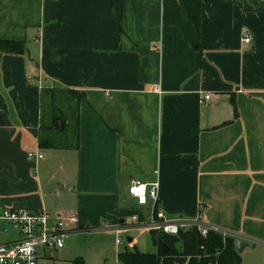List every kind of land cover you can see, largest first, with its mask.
I'll list each match as a JSON object with an SVG mask.
<instances>
[{"label": "crops", "instance_id": "obj_1", "mask_svg": "<svg viewBox=\"0 0 264 264\" xmlns=\"http://www.w3.org/2000/svg\"><path fill=\"white\" fill-rule=\"evenodd\" d=\"M0 40L25 45L0 51V210L67 234L201 217L264 264V0H0ZM46 87L83 94L73 146L39 143Z\"/></svg>", "mask_w": 264, "mask_h": 264}, {"label": "built area", "instance_id": "obj_2", "mask_svg": "<svg viewBox=\"0 0 264 264\" xmlns=\"http://www.w3.org/2000/svg\"><path fill=\"white\" fill-rule=\"evenodd\" d=\"M242 41L249 43L252 36L248 27L241 28ZM155 91L159 88L156 86ZM209 99V95H205ZM42 155L29 154V159ZM158 182L153 184L132 181L128 187V193L133 196L139 205H146L151 199L156 203L158 199ZM152 218L144 224L137 225L150 231H158L168 235H177L181 229L196 228L202 237L209 233H218L223 239L234 236L231 233L217 227L205 224L201 217L193 220H168L163 213L152 209ZM76 215L61 217L50 215L44 210L32 211L6 207L0 210V264H38L42 257L51 250L61 249L64 238L67 235L66 225L77 222ZM13 231V237L8 241L1 240L8 231ZM121 243L120 239L116 240Z\"/></svg>", "mask_w": 264, "mask_h": 264}, {"label": "trees", "instance_id": "obj_3", "mask_svg": "<svg viewBox=\"0 0 264 264\" xmlns=\"http://www.w3.org/2000/svg\"><path fill=\"white\" fill-rule=\"evenodd\" d=\"M0 51L7 54H22L25 45L18 41L0 40ZM42 94L49 99V125L41 128L52 131L54 136L40 137V145L51 148H67L75 144L78 131L77 117L72 111L73 101L75 109L83 98L81 92L65 88H43ZM64 107V108H62ZM71 109V111H69ZM58 120L64 122L63 130L54 127ZM68 127V128H67ZM63 137L61 141L60 137ZM70 136L72 144L67 142ZM61 137V138H62ZM154 244L158 246L156 253H142L134 249L118 253V261L122 264H240L241 257L235 248L233 237L223 239L218 233H209L202 237L196 228L181 229L177 235H168L158 231H151ZM162 239L168 246L169 251L161 253L158 239ZM74 264H84L78 257Z\"/></svg>", "mask_w": 264, "mask_h": 264}, {"label": "rangeland", "instance_id": "obj_4", "mask_svg": "<svg viewBox=\"0 0 264 264\" xmlns=\"http://www.w3.org/2000/svg\"><path fill=\"white\" fill-rule=\"evenodd\" d=\"M73 105L72 111L76 115L75 100L73 101ZM49 106V100L45 98L43 102L44 126L49 122ZM47 136L55 137L52 131L43 129L41 137L45 138ZM61 137V141L64 142L65 140L63 141V137ZM72 141L73 139L68 136L67 142L72 144ZM129 224H131V221L125 220L124 225ZM128 237L132 238V244L128 243ZM118 238L121 241L120 245L116 243V239ZM134 249L142 253H156L158 246L154 244L152 232L145 228L134 226L128 227V229H113L108 231H76L65 236L64 245L61 249L48 251L46 257L39 259L38 264H74L78 257L83 260L84 264H122L118 261V253Z\"/></svg>", "mask_w": 264, "mask_h": 264}, {"label": "water", "instance_id": "obj_5", "mask_svg": "<svg viewBox=\"0 0 264 264\" xmlns=\"http://www.w3.org/2000/svg\"><path fill=\"white\" fill-rule=\"evenodd\" d=\"M64 122L61 120H58L55 122L54 127L58 130H63L64 129ZM127 241L130 242L131 239L127 238ZM158 245H159V249L161 253H166L169 251V246L162 240V239H158ZM247 245V242L243 241V240H236L235 241V248L237 250L238 253H240L243 248Z\"/></svg>", "mask_w": 264, "mask_h": 264}]
</instances>
